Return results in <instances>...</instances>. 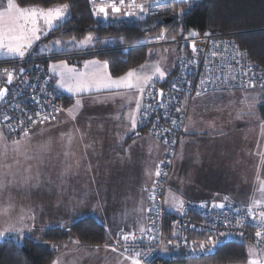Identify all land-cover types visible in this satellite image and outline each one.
Wrapping results in <instances>:
<instances>
[{"label":"crops","instance_id":"0c3cea01","mask_svg":"<svg viewBox=\"0 0 264 264\" xmlns=\"http://www.w3.org/2000/svg\"><path fill=\"white\" fill-rule=\"evenodd\" d=\"M91 3L97 9L101 6L99 0H91ZM30 6L47 9L55 5ZM108 10L107 17L97 14L105 19L112 17V20L123 15L137 19L122 10L118 13H113L110 7ZM70 15L68 8L65 17L55 22L51 29L42 24V20L40 24L38 22L41 29L39 39L33 41L24 55L51 56L46 65L65 102L57 119L40 122L23 136H8L0 130L3 139L9 138L10 142L19 140L20 143H28L35 136L40 147L39 152H34L36 163H43L42 169L29 178L9 175L7 180L12 182V186L3 185L6 178L0 181V232L4 233L0 239L12 238L21 242L23 238L30 237L41 241L45 229L67 227L75 220L93 216L105 228L106 241L103 244H111L118 249L115 246L116 237L114 239L116 231L145 232L148 229L149 196L165 147L138 124L140 107L137 109V102L141 106L144 91L96 86L102 84L106 77L118 80L129 70L114 76L105 60L87 55L95 44L92 34L88 33L80 39L48 38V34L68 20ZM88 37L91 38L88 43H80ZM55 41L61 43L56 44ZM16 58L20 57L0 54V60ZM69 71L80 76L81 83L91 87L78 92L69 91V86L75 87L73 81H67L61 87L62 73ZM258 97L246 96L256 104L257 116L261 119L254 129V139L248 145L257 154L240 159L235 155L228 156L225 164L223 162L228 171L227 183L207 198L184 195L172 180L175 167L179 170L182 160L186 159L182 154L191 145L192 140L187 142V133L190 131H185L170 178V188L166 193V206L169 210L177 212L169 192L184 203L197 201L218 205L231 203L238 208L257 207L253 206V201L259 200L261 182H264V119L257 106ZM78 100L81 103L74 110L75 119H72L68 110ZM132 115L136 118L135 128L130 119ZM191 133L195 135V132ZM210 149L211 154L217 155ZM204 160L217 159L210 155Z\"/></svg>","mask_w":264,"mask_h":264},{"label":"built area","instance_id":"2783aa9c","mask_svg":"<svg viewBox=\"0 0 264 264\" xmlns=\"http://www.w3.org/2000/svg\"><path fill=\"white\" fill-rule=\"evenodd\" d=\"M196 1L199 0H136L137 5H143V11L130 8V0H125L123 5L119 0L115 3L126 14L134 13L129 16L145 20L143 43L152 45L168 41L167 24L177 18L176 5ZM170 16L174 17L170 22L159 21L154 29L155 20ZM179 41L187 42L190 51L180 58L177 71L170 79L153 78L146 85L138 113L140 128L165 147L159 167L161 175L156 177L149 196L148 229L145 232L121 230L115 239V246L129 257L140 253V264H186L166 261L175 258L163 255L167 244L177 247L185 258L210 255L218 244L229 241L264 247L262 208H252L250 214L249 208L231 204L219 207L209 202L187 201L179 212L166 206V193L194 99L215 91L264 90V68L255 66L229 37L204 33ZM109 49H116L114 38H108L95 51ZM50 57L30 55L0 61V88L8 89L0 100V129L7 135H24L25 130L28 133L44 117L49 119L43 122L57 119L64 98L46 65ZM8 73L13 76L11 83H8ZM126 235L128 240L123 239Z\"/></svg>","mask_w":264,"mask_h":264},{"label":"trees","instance_id":"16d2710c","mask_svg":"<svg viewBox=\"0 0 264 264\" xmlns=\"http://www.w3.org/2000/svg\"><path fill=\"white\" fill-rule=\"evenodd\" d=\"M16 1L22 6L40 5L43 7L67 3L71 11L70 18L50 32L48 38L80 39L88 33L92 34L95 38V44L87 55L105 60L114 76H119L143 64L147 58L149 47L157 45H145L143 43V26L145 24L143 18L136 19L131 24L117 22L110 19L112 17L105 19L97 14L91 0ZM176 12L177 18L167 24L169 28L167 42H182L179 39L193 35V33L195 35L204 33L223 34L235 41L246 52L247 57L255 66L264 68V0L180 2L176 5ZM138 21L141 23L140 25L137 24ZM108 38H114L116 49L95 51V49L101 48ZM184 50V54H186L190 51V47L186 44ZM183 55L179 57L178 62ZM178 62L167 78H154L167 81L176 73ZM226 91L263 90L234 89L215 92ZM258 96L260 97H258L257 106L264 119V92L259 93ZM64 103L63 99V106ZM71 236L85 246H98L106 241L104 226L93 216H86L75 220L67 227L45 229L41 241H35L30 237L23 238L21 242L12 238L0 239V264H51L57 253L54 244L59 245ZM248 248L247 244L243 242L229 241L218 244L216 250L210 255L185 258L183 254L179 253L175 258L166 261L195 264L245 263L249 257Z\"/></svg>","mask_w":264,"mask_h":264},{"label":"rangeland","instance_id":"374dc122","mask_svg":"<svg viewBox=\"0 0 264 264\" xmlns=\"http://www.w3.org/2000/svg\"><path fill=\"white\" fill-rule=\"evenodd\" d=\"M99 2L101 5L110 3L104 0H99ZM6 7L7 0L5 2L0 0V11H3ZM93 7L98 13V9L95 6ZM6 19L7 18H5V20ZM115 20L117 22H127L130 24L135 22V19L124 15L117 17ZM104 21L107 22L106 20ZM40 22L42 21H39V24ZM137 24L140 25L141 23L138 21ZM186 43L187 42L183 41H169L164 44L151 46L148 49L146 60L141 64L147 65V68L141 70L140 65L132 69L137 70L141 75H150L153 66L158 64L165 73L163 77V79H165L175 69L179 57L185 53L184 45H186ZM189 43H191V41H189ZM262 92H264V90L249 92H214L199 96L193 101L186 127V131H190L187 133V142L192 140L190 141L191 145L188 146V148L185 147L186 151L182 155L186 159L182 160L179 170H176L175 167L172 178L176 188L184 195L203 198L213 195L217 188H222L223 185L227 183L228 171L224 166V161L228 156L235 155L240 159L257 154V152L253 153L248 145L251 143V139H254V129L261 119L257 116L256 104H254L250 98H246V96L258 95ZM0 130L3 132L2 129ZM191 132H195V135ZM194 136L197 137L196 139L200 138L195 142L196 139ZM28 141V143L26 141H21L19 151H15V146L13 142H10L9 138L0 139V146L4 144L8 146L7 152L0 155V181L5 178L7 180L9 175H14L16 177L24 175V177L29 178L35 172L42 169L43 163H36L34 154V152L40 151L37 139L33 136ZM210 148H212V152L217 155L211 154ZM0 152H3L2 147H0ZM210 155L217 160L206 162L204 158ZM218 159L220 160L219 163H217ZM3 185L12 186V182L7 180L4 181ZM258 197L259 200L264 201V193H261ZM255 208H262L264 210V203ZM174 209L178 212L175 204ZM116 232L118 233V231ZM117 233L115 234L117 235ZM116 235H114V239ZM55 246L57 248V253L51 264H132L128 255L123 254L111 244L105 243L102 246H93L94 248H92L79 244L76 238L71 236L69 239ZM247 246L249 247V257L245 263L226 264H249L250 259L253 258L259 259L264 263V247H255V256H251L250 248H252V246L249 244H247ZM179 253L180 251L177 247L169 244L165 246L163 251L165 257H174ZM186 264L195 263L187 262Z\"/></svg>","mask_w":264,"mask_h":264},{"label":"snow or ice","instance_id":"6c2138e0","mask_svg":"<svg viewBox=\"0 0 264 264\" xmlns=\"http://www.w3.org/2000/svg\"><path fill=\"white\" fill-rule=\"evenodd\" d=\"M119 3L123 5L125 0H119ZM111 8L113 13H118L120 8L117 7L115 0H110L109 5H101L98 8V13L103 14L105 17L108 15V8ZM129 7H138L141 11H143V5H137L136 0H130ZM69 5L67 3L58 4L54 7H49L47 9L40 8L37 6H28V7H20L16 0H7V7L0 11V54L14 55L19 57H24L25 52L28 48L31 47L34 40L39 39L38 33L41 29L38 27V22L43 21L44 25L51 29L54 27L55 22L63 19L68 11ZM128 15H132L134 13L128 12ZM5 18H7L5 20ZM23 21V23H20ZM195 35V33H193ZM90 37L86 38L84 41H81V44L88 43L90 41ZM56 44H60V41H55ZM195 45H193V51H195ZM147 68V65H141L140 69L144 70ZM83 74H81L82 76ZM165 76L164 71L157 64L153 66L150 75H141L135 69L129 70L125 76L120 77L118 80H112L111 77H106L102 84H97V87L104 88H135L139 92L144 91V86L149 84L153 80L154 77L163 78ZM13 79L12 73H8V83H11ZM67 81H73L75 83V87L69 86V91H81L87 90L91 85L81 83V77L74 74L72 71L67 73H62V80L60 82L61 87H64ZM254 86V85H253ZM7 92L6 88H0V98H3ZM162 94V93H161ZM80 101L76 102V105L72 109H69V116L72 119H75L73 112L75 109L79 108ZM139 101L137 102V109H139ZM180 111V109H177ZM7 119V117L5 118ZM49 117H44L43 120H47ZM55 119V117H52ZM132 122V127H136V118L135 115L130 117ZM43 120L41 122H43ZM175 123V121H173ZM25 134H27V130H25ZM0 139H3L2 134H0ZM71 137H69V140ZM14 150L19 151L20 141H13ZM3 148V152H0V155H3L7 152V144L0 146ZM46 147V146H42ZM155 175H161L160 171L157 169ZM261 193H264V182H261L260 186ZM172 197V200L177 207V209L182 210L183 208V200L176 197L174 194H169ZM227 199V198H226ZM264 203L261 200H254L253 206H258ZM219 207H223V205H219ZM252 207H249V213L251 214ZM261 223L264 224V212L260 213ZM12 229H6L5 231H11ZM3 232H0V235H3ZM257 236H260V233H257ZM123 239L128 240L129 236H124ZM259 243V241H257ZM203 247V246H201ZM115 250V249H114ZM250 255L255 256V246L250 248ZM140 253H136L134 257H129L131 259L132 264H140V260L138 257ZM249 264H262V261L259 259H250Z\"/></svg>","mask_w":264,"mask_h":264},{"label":"water","instance_id":"95a60500","mask_svg":"<svg viewBox=\"0 0 264 264\" xmlns=\"http://www.w3.org/2000/svg\"><path fill=\"white\" fill-rule=\"evenodd\" d=\"M173 18H174L173 16H170V17H165V18H162V19H157V20L154 21L153 26H155L159 21L170 22ZM6 89H7V88H6ZM7 93H8V89H7V92H6L5 96L7 95ZM5 96H4V97H5ZM1 99H2V98H0V100H1Z\"/></svg>","mask_w":264,"mask_h":264},{"label":"bare ground","instance_id":"6f19581e","mask_svg":"<svg viewBox=\"0 0 264 264\" xmlns=\"http://www.w3.org/2000/svg\"><path fill=\"white\" fill-rule=\"evenodd\" d=\"M110 40H112V39H110Z\"/></svg>","mask_w":264,"mask_h":264}]
</instances>
